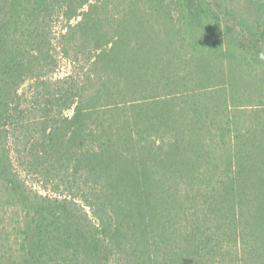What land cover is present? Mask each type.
I'll use <instances>...</instances> for the list:
<instances>
[{"label":"trees","instance_id":"1","mask_svg":"<svg viewBox=\"0 0 264 264\" xmlns=\"http://www.w3.org/2000/svg\"><path fill=\"white\" fill-rule=\"evenodd\" d=\"M0 264H264V0H0Z\"/></svg>","mask_w":264,"mask_h":264},{"label":"rangeland","instance_id":"2","mask_svg":"<svg viewBox=\"0 0 264 264\" xmlns=\"http://www.w3.org/2000/svg\"><path fill=\"white\" fill-rule=\"evenodd\" d=\"M69 70V65L64 61L63 62V66L59 72V74L63 75L64 73H66ZM72 112H69V114H71ZM28 181H31L30 179H27Z\"/></svg>","mask_w":264,"mask_h":264}]
</instances>
